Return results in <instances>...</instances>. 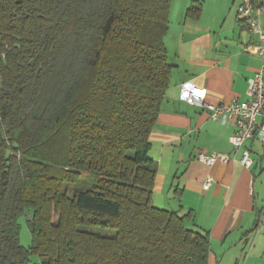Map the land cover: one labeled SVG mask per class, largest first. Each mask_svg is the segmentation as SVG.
<instances>
[{
    "label": "trees",
    "instance_id": "obj_1",
    "mask_svg": "<svg viewBox=\"0 0 264 264\" xmlns=\"http://www.w3.org/2000/svg\"><path fill=\"white\" fill-rule=\"evenodd\" d=\"M171 7L0 0V264H208L210 232L153 202Z\"/></svg>",
    "mask_w": 264,
    "mask_h": 264
},
{
    "label": "crops",
    "instance_id": "obj_2",
    "mask_svg": "<svg viewBox=\"0 0 264 264\" xmlns=\"http://www.w3.org/2000/svg\"><path fill=\"white\" fill-rule=\"evenodd\" d=\"M194 1L202 8L191 17L187 10ZM240 1L191 0L176 10L168 32L174 46L172 81L150 134L149 156L157 164L153 202L187 215L190 228L210 232L208 264H259L264 257L257 254L264 252L261 231L250 243L256 225L264 224V142L248 139L235 151L229 141L234 124L214 120L207 109L179 99L187 80L206 88L210 102L247 98L248 80L261 59L257 35L238 18ZM245 147L254 159L249 168L240 161ZM199 152L225 154L229 160L210 166L198 159ZM232 248L236 255L229 256Z\"/></svg>",
    "mask_w": 264,
    "mask_h": 264
},
{
    "label": "built area",
    "instance_id": "obj_3",
    "mask_svg": "<svg viewBox=\"0 0 264 264\" xmlns=\"http://www.w3.org/2000/svg\"><path fill=\"white\" fill-rule=\"evenodd\" d=\"M264 0H241L238 7V18L247 28L257 35L258 54L261 65L254 76L248 80L247 98H234L230 102H210L207 90L192 80L182 82L179 99L207 109L210 117L223 124H234L236 130L229 136L232 148L237 151L248 139L257 138L264 142ZM198 159L210 166L218 162H227L229 156L219 153L199 152ZM241 163L249 168L254 159L249 148L242 151ZM211 179L207 180L210 184Z\"/></svg>",
    "mask_w": 264,
    "mask_h": 264
},
{
    "label": "rangeland",
    "instance_id": "obj_4",
    "mask_svg": "<svg viewBox=\"0 0 264 264\" xmlns=\"http://www.w3.org/2000/svg\"><path fill=\"white\" fill-rule=\"evenodd\" d=\"M183 2L190 3L191 0H172V7H171L172 15H171V18H170V20H171V23H170L171 30L174 28V24L176 23V20H177V17H178V15L177 16L175 15L176 10L179 7H181V9H182L185 6L183 4ZM171 34H173L172 31H171ZM165 40H166V44H167V48H168L169 60L171 61L173 59V58H171L172 55H173L172 49L174 50L173 41H172L173 39L169 36V34H167ZM19 223H20V227H21L20 228V242H21V244L23 246L29 247L31 245V243H32V236H31L30 230H29V228L27 226L26 217L25 216L21 217L19 219ZM99 230L102 231L103 233H113L114 232V229H112V228H99ZM253 231H254V233L251 234L250 243L254 239V236H255V234H257V232L261 231V233L264 234V224H257L256 225V229L253 230ZM259 249L260 248L258 247V250ZM236 252L237 251L233 250V248H232V249L228 250V255L229 256L236 255ZM245 253H246V251H245ZM256 253H257V251H256ZM260 253H264V252L260 251L257 254L261 255ZM239 255H241V256L243 255L241 258L244 257V253L241 254V252H240ZM38 262H40L39 255L31 254L29 264H34V263H38ZM263 262H264V257L259 262V264H263ZM242 263H243L242 261H239L238 263H237L236 260L234 261V264H242Z\"/></svg>",
    "mask_w": 264,
    "mask_h": 264
}]
</instances>
